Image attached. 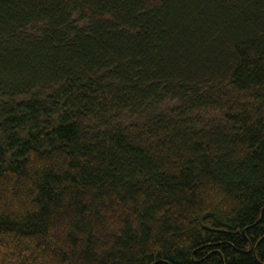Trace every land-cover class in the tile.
<instances>
[{
  "label": "trees",
  "instance_id": "1",
  "mask_svg": "<svg viewBox=\"0 0 264 264\" xmlns=\"http://www.w3.org/2000/svg\"><path fill=\"white\" fill-rule=\"evenodd\" d=\"M0 264H264V0H0Z\"/></svg>",
  "mask_w": 264,
  "mask_h": 264
}]
</instances>
